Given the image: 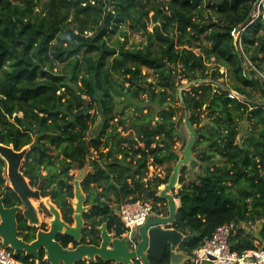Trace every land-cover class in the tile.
Listing matches in <instances>:
<instances>
[{"label": "trees", "instance_id": "1", "mask_svg": "<svg viewBox=\"0 0 264 264\" xmlns=\"http://www.w3.org/2000/svg\"><path fill=\"white\" fill-rule=\"evenodd\" d=\"M256 13V0H0V142L21 150L38 140L22 171L32 185L42 183V195L69 223L72 170L89 163L81 183L87 224L93 232L107 222L121 236L127 228L118 211L126 203L151 200L154 212L169 214L159 193L180 158L175 103L186 80L201 163L191 179L181 168L180 206L168 227L196 234L179 246L189 256L231 222V248L255 249L264 242V79L257 72L264 73V8ZM127 26L145 40L128 45ZM242 27L243 50L231 34ZM231 90L242 98L229 97ZM127 118L135 135L119 129ZM4 165L0 157V194ZM165 165V177H149L151 166ZM18 201L11 191L7 206ZM259 221L258 239L244 225ZM15 257L50 264L43 253L39 263ZM151 262L171 264L170 251Z\"/></svg>", "mask_w": 264, "mask_h": 264}, {"label": "water", "instance_id": "2", "mask_svg": "<svg viewBox=\"0 0 264 264\" xmlns=\"http://www.w3.org/2000/svg\"><path fill=\"white\" fill-rule=\"evenodd\" d=\"M260 1L256 0L257 3ZM179 98L182 102V107L176 125L184 146L183 156L175 164L169 181L159 193V196L167 201L169 207L168 215L153 212L148 216L144 225L135 228L131 234L119 237L109 234L105 223L101 227L103 242L100 246L79 244L76 248L64 247L57 241L58 234H65L80 241L85 222L84 212L90 208L85 205L86 194L81 186L82 181L89 172V164H87L83 170H78V174L75 175V224L66 223L62 219L61 212L56 205L49 203V209L54 215L50 220L49 230H40L35 240L25 242L18 237L17 215L24 212L26 218L30 219L32 223L39 221L33 205L28 199V194L31 193L37 197H40V194L31 190L26 177L19 170L28 148L16 150L12 146L0 142V154L8 161V177L15 191L21 194L27 205L25 211L21 206L6 207L4 205L6 188L9 186L8 182L3 190V196L0 197V237L3 240V246L12 248L15 255H18L20 251H24L26 255L35 259H39V249L42 248L44 249L45 259L50 264H77L84 259L96 261L97 257L104 261H113L114 264H134L136 260L140 261L141 264H152V260L161 262L167 250L170 251L171 264H184L188 261L190 256L186 252L180 251L179 246L181 243L194 238L196 234L185 235L176 228L167 227L175 222L180 206V200L175 197L174 190L181 187L179 183L181 168L188 166L195 176L201 163V154H195L193 151L198 139V133L190 120V110L184 101L183 89L179 90ZM182 117L187 135L185 139L178 127ZM36 144L37 142L31 146L34 147Z\"/></svg>", "mask_w": 264, "mask_h": 264}, {"label": "built area", "instance_id": "3", "mask_svg": "<svg viewBox=\"0 0 264 264\" xmlns=\"http://www.w3.org/2000/svg\"><path fill=\"white\" fill-rule=\"evenodd\" d=\"M261 8H264V0L257 3L258 16ZM245 28H234L231 34L239 42L243 50L241 30ZM249 65H253L248 60ZM256 69V67L253 65ZM258 74L264 79V73L257 70ZM231 98H242L235 90L229 93ZM154 212V205L151 200H138L124 204L118 211V214L127 228V234H131L135 228L145 224L148 216ZM235 224L225 223L217 227L211 239H209L200 248L193 251L190 259L193 264H264V242L256 240L255 249L246 250L239 253L231 248L230 237L234 230ZM0 264H22L12 252L0 245Z\"/></svg>", "mask_w": 264, "mask_h": 264}, {"label": "flooded vegetation", "instance_id": "4", "mask_svg": "<svg viewBox=\"0 0 264 264\" xmlns=\"http://www.w3.org/2000/svg\"><path fill=\"white\" fill-rule=\"evenodd\" d=\"M35 142H37V144L34 146V147H32L31 145L32 144H34ZM32 144H30V145H27L26 147L28 148V152L31 150V149H33V148H35V147H37V146H39V143H38V140H36L35 139V141L32 143ZM9 146H11V145H9ZM13 147V146H12ZM14 148V147H13ZM25 148V147H24ZM15 149V148H14ZM23 149V148H22ZM21 149V150H22ZM28 152H27V154H28ZM27 154L25 155V157L23 158V160H22V162H21V164H20V167H19V170L22 172V174L24 175V173H23V166H24V162H25V159H26V156H27ZM0 157L4 160V162H5V165L3 166V176H4V178H5V183H4V185L2 186V188H1V194H0V197L1 196H3V190H4V188H5V186L7 185V183L9 182V186L6 188V197H5V200H4V205L6 206V207H13V206H21V207H23V209H24V211L27 209V205H26V203H25V201H24V199H23V197L21 196V194L19 193V192H17V191H15V189H14V187H13V185H12V183H11V180H10V178L8 177V161L0 154ZM87 164H89V163H87ZM86 164V165H87ZM86 167V166H85ZM84 167V168H85ZM83 170V169H82ZM91 170V166L89 165V171ZM72 171H75V170H72ZM75 174V173H74ZM25 176V175H24ZM26 177V176H25ZM26 180L28 181V184H29V186H30V188H31V190H33V191H37V192H39V194H40V197H37V196H34L33 194H31V193H29L28 194V199H29V201H31V203H32V205H33V208H34V210H35V212H36V214H37V218H38V220L39 221H37V222H31V220L30 219H28V218H26V216H25V214H24V212L23 213H18V215H17V222H18V237L20 238V239H22L23 241H25V242H32L33 240H35L36 238H37V234H38V232L40 231V230H45V231H47V230H49V228H50V226H48V222H49V224H50V220L54 217V215L52 214V212L50 211V209H49V205H46L45 206V201H46V199L47 198H50L51 199V197L50 196H43L42 195V183H39V184H37V185H32L31 184V182H30V179L29 178H27L26 177ZM74 180H75V178H74ZM74 182V181H73ZM75 187V186H74ZM11 191H13V192H15L18 196H19V198H20V201H18V202H16L14 205H11V206H7V203H6V200H7V197H8V194L9 193H11ZM86 199H87V197H86ZM36 200H39L40 201V205L43 207V209L45 210V211H48L47 210V207H48V209H49V212H50V214H52V218H50L49 220H48V222H46V221H42L41 222V218H40V215L39 214H41L40 213V207H38V209H37V207L35 206V204H34V202L36 201ZM51 202L53 203V204H55L54 202H53V200L51 199ZM72 203H73V205H74V213H73V219H74V221L72 222V223H69V222H67V221H65L64 220V218H63V213H62V210L56 205V207L60 210V212H61V216H62V219L66 222V223H68V224H70V225H74L75 224V218H74V214H75V201H74V199L72 200ZM85 205L86 206H89V207H91L89 204H86V202H85ZM90 210V208L89 209H87L85 212H84V228H83V231H82V236H81V239H80V241H77L76 239H74V238H72V237H70V236H67V235H65V234H58V236H57V241H59L64 247H66V248H76L79 244H91V245H96V246H100L101 244H102V242H103V237H102V234H103V231L101 230V227H103V225L106 223L107 224V231H108V233L109 234H112V235H114V237H119L118 235H116V233L114 232V231H110L109 230V226H108V223L107 222H103V223H101L100 225H98L97 227H96V231H93L92 232V228H91V226L89 225V224H87V219L85 218V213L86 212H88ZM49 214V213H48ZM20 217H22V221L20 220ZM21 223H25L24 224V226L23 225H21ZM33 228V229H32ZM33 230H34V238H31L30 237V232L31 233H33ZM127 232V231H126ZM123 233L121 236H124V235H126L127 233ZM64 236L65 237H69V238H71V239H73V241H69L66 245H65V238H64ZM0 245L2 246V247H4L3 246V240H2V238L0 237ZM4 248H6V247H4ZM6 250H8V251H10V252H12V254L15 256V254H14V250L12 249V248H6ZM20 253H24L25 255H26V253L24 252V251H20ZM19 253V254H20ZM41 253H43L44 254V258H45V253H44V249H39V254H40V257H41ZM40 257H39V259H35L34 257V259L37 261V263H39V260H40ZM98 259H101V258H99V257H97L96 258V261L98 260ZM18 260V259H17ZM84 260H88V261H91V260H89V259H84ZM20 261V260H19ZM22 264H24L22 261H20ZM81 262V261H80ZM113 262V261H112ZM78 264V263H77ZM113 264H114V262H113Z\"/></svg>", "mask_w": 264, "mask_h": 264}, {"label": "rangeland", "instance_id": "5", "mask_svg": "<svg viewBox=\"0 0 264 264\" xmlns=\"http://www.w3.org/2000/svg\"><path fill=\"white\" fill-rule=\"evenodd\" d=\"M151 14H152V13H151ZM152 28H153V25H152V24H149V29L152 30ZM127 30H128V45H131V44H139V43H141V42H143V41L145 40V37H146V36L143 34L142 31H136V30H134V29H132V28H129V26H127ZM121 40H124V38H121ZM147 71L152 72L151 70H148L147 68H144V69H143V72H147ZM149 76H150V79L153 80L154 77H153L152 73H150ZM183 82H184L186 85L179 87L178 90L183 89V91H184V90H188V89H189L190 84L187 83L186 80H184ZM175 107L179 109L178 112H177V119H178L179 116H180V114H181L182 102H181V101L176 102V103H175ZM92 112L94 113V110H92ZM130 112H131V110L128 109V113H130ZM205 115H206V113L204 114V116H205ZM183 117H184V114H183ZM183 117H182V119L180 120V124H179L178 127H179V130H180V132L183 134V137H184V139H185V138H187V135H186V132H185V129H186V128H185V125H184V123H183ZM127 119H128V121H127V122H128L127 125L120 126L119 129H120L121 133L124 134V135H127V134H129L130 132H131L133 135H135V131H134V130H132V129H126V128H129L128 126H129L130 123H131V120H130L129 118H127ZM99 125H100L99 121H97L95 124L92 125V128H91V130H90V132H89V135H90V136H91V135H94V134L96 133V131H97L98 128H99ZM243 128H244V123L242 124V129H243ZM183 149H184V146H183V144H182V139H180V140H178L177 143H176V150L178 151L180 157L183 156ZM167 172H168V170H167V168H166V165H165V166H161V167L151 166L148 175H149V177H151V176H155L156 174H160L161 176L165 177V176L167 175ZM72 173H73V174L75 173V175H77V174H78V170L72 171ZM192 175H193V173H192V170H191V171L189 172V174H188L189 179H191V176H192ZM164 185H165V184H162V185H161V188H163ZM176 190H177V189H176ZM174 191H175V190H174ZM177 200H178V199H177ZM74 201H76V198H74ZM49 203H52V202H51V199H50V198H47L44 204H45V206H46V205H49ZM34 204H35V206L37 207V209H38V207H40V213H41V214H39V215H40V218H41V222H42V221H46V222H48V220H49L50 218H52V214H50L48 207H47V210H48V211H45V210L43 209V207L41 206L42 204L40 205V201H39V200H36V201L34 202ZM155 212H156V211H155ZM48 213H49V214H48ZM48 226H50L49 222H48ZM244 228H245L247 231L253 232L255 236H258V239H259V237H261V236H260V230H261V228H262V223H261V221L257 222L256 224H251V225H247V224H245V225H244Z\"/></svg>", "mask_w": 264, "mask_h": 264}, {"label": "crops", "instance_id": "6", "mask_svg": "<svg viewBox=\"0 0 264 264\" xmlns=\"http://www.w3.org/2000/svg\"><path fill=\"white\" fill-rule=\"evenodd\" d=\"M168 227V226H167Z\"/></svg>", "mask_w": 264, "mask_h": 264}]
</instances>
